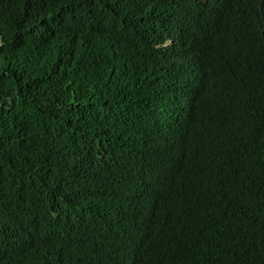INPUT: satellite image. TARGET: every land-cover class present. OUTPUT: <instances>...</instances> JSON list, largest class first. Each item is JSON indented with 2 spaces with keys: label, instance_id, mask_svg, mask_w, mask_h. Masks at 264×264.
I'll return each mask as SVG.
<instances>
[{
  "label": "trees",
  "instance_id": "1",
  "mask_svg": "<svg viewBox=\"0 0 264 264\" xmlns=\"http://www.w3.org/2000/svg\"><path fill=\"white\" fill-rule=\"evenodd\" d=\"M194 1L0 0V264H264V0Z\"/></svg>",
  "mask_w": 264,
  "mask_h": 264
},
{
  "label": "clouds",
  "instance_id": "2",
  "mask_svg": "<svg viewBox=\"0 0 264 264\" xmlns=\"http://www.w3.org/2000/svg\"><path fill=\"white\" fill-rule=\"evenodd\" d=\"M220 0H206L205 2H202L201 0L194 1L195 6H198L200 4L206 3L209 4L210 10L204 14L203 19L205 22V25L208 27H213L221 20L219 19V5ZM191 46H196L200 49L202 56L204 55L207 45H208V37L206 35V31L204 29H199L196 26L195 34L192 37V40L190 41ZM176 116V114H174ZM166 120H172L167 118ZM173 124L176 125V141L173 145L172 152L170 154V157L168 160L159 167L160 170V176L155 181H152L150 183L149 189L146 190L147 197L156 198L158 194V190L163 184V187L166 186V184L163 182V178L173 171V160L177 154L178 148L177 143L179 140V130H190L191 129V121H181L178 122V118L173 119ZM173 190H169L167 186V190L171 195H179L180 196V189L175 185L173 187Z\"/></svg>",
  "mask_w": 264,
  "mask_h": 264
}]
</instances>
